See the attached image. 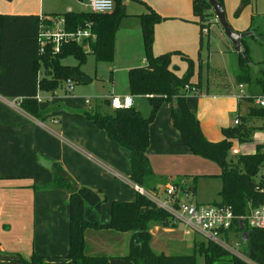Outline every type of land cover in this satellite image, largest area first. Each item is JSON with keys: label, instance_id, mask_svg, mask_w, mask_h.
Segmentation results:
<instances>
[{"label": "crops", "instance_id": "1", "mask_svg": "<svg viewBox=\"0 0 264 264\" xmlns=\"http://www.w3.org/2000/svg\"><path fill=\"white\" fill-rule=\"evenodd\" d=\"M78 1L83 3L84 0H0V12L62 15L68 10H83L78 7ZM133 1L138 6L129 11L126 8L128 13L120 19L115 32L113 59L95 61L102 77L95 75L90 82L83 84L73 81L69 91L65 88V80L52 92H39L41 98L38 105L43 113L41 118L23 109L20 98L1 96L0 264H25L20 256L28 258L32 252L56 255V264H73L63 256L69 244V192L62 187L42 188L50 181L55 164H59L79 184L101 188L106 193L107 200L99 211L85 205L84 216L90 221L107 222L111 200L135 198L138 190L129 178L130 151L111 139L103 128L83 112L111 94L129 93L127 78L122 87L118 88L114 83L116 72L121 71V75L125 73L127 76L130 67L145 63L138 16L145 7ZM143 1L163 17L154 24L153 52L158 54L178 50L180 53L172 54L171 64L177 67L179 75L187 69V61L182 54L194 61L191 80L198 81L199 85L187 93V105L197 115L204 135L211 140L221 139L224 136L222 128L234 124L232 119L235 115L245 113L253 102L238 99L233 92L235 84L214 92L202 90L200 66L205 56V46L207 56L210 55V32L217 22L216 16L210 19L208 27L201 28L193 12L192 0ZM240 2L223 0L226 19L236 30L244 31L252 26L255 33L260 24L254 23V18L260 14V9L254 5V0H248L236 12ZM205 35L207 39L204 42ZM87 40L81 42L85 50L89 49L86 48L89 46ZM104 73L109 74L113 89L96 94L93 89H96L97 81L102 83L100 78H103ZM244 85L252 92L261 88L254 83ZM133 97H137L139 103L141 99H146L144 95ZM141 106V109L137 108L143 114L147 107ZM170 109V102H162L148 126L146 155L154 174L149 180L152 190L154 186L163 188L166 177L196 174L194 168L204 163L201 160L204 157L193 154L181 143L178 130L172 124ZM258 119L261 118H254L252 123L255 129L263 131L264 119H261V123ZM250 141L252 144H249ZM250 141L240 142L234 138L232 142L239 143V152H253L256 143H264V134L253 129ZM149 231L151 248L165 253L190 251L195 241L200 240L197 233L186 231L184 225L180 228L177 224L163 226L154 223ZM129 237L128 231L88 227L84 231L85 251L88 254L111 255L108 264H132L121 257L128 251Z\"/></svg>", "mask_w": 264, "mask_h": 264}, {"label": "trees", "instance_id": "2", "mask_svg": "<svg viewBox=\"0 0 264 264\" xmlns=\"http://www.w3.org/2000/svg\"><path fill=\"white\" fill-rule=\"evenodd\" d=\"M144 11L138 14L144 46L145 63L132 66L127 70L129 92L133 95H144L148 99V115L131 105L123 108H111L110 99L102 98L83 112L97 126L103 128L107 135L119 145L130 151L129 178L145 187L150 185L154 176L150 161L146 155L149 145V123L154 119L162 102L171 104L170 115L173 126L178 130L180 141L193 154L215 161L220 166L217 174L221 180L218 190L219 200L215 203L228 205L238 216L246 214L251 208L264 204V166L263 144L256 143L253 152L231 154L233 139L250 141L253 136L254 118L264 119V106L250 105L241 114L240 122L222 128L223 137L219 140L207 138L197 115L189 108L186 95L199 82L191 80L195 63L186 55L187 69L181 75L177 67L171 64V57L178 50L155 54L152 50L154 24L163 17L143 0ZM223 6V0H217ZM248 0H241L238 12ZM194 14L212 7L208 0H192ZM126 4L115 0L111 11L97 12L91 10H68L62 15L64 26L68 30L85 27L89 24L94 34L89 37V49L85 50L81 42L68 40L55 51L51 42H46L41 49L38 33L43 20L33 13L0 12V94L20 98L23 109L36 117H43L36 95L41 91H54L66 79L77 83L90 82L93 76L86 73L81 65L88 53L95 61H111L114 55V39L120 19L125 16ZM200 23V22H199ZM202 28V24L200 23ZM255 35L252 26L246 30ZM242 51H236V82L257 84L264 90L263 70L253 74L252 61L248 55V46L244 37L240 38ZM246 54L248 59H245ZM67 56H73L77 62H62ZM256 92V91H255ZM248 102L249 98H245ZM103 105L106 107L104 108ZM110 107V108H109ZM167 180V181H166ZM172 180L175 184L173 204H177L179 195L185 191L192 194L196 191L197 175L181 174L166 177L165 182ZM165 183V185H166ZM154 186L156 195L164 191ZM151 186V187H150ZM66 188L68 195V251L63 255L73 264H108L111 255L105 253L88 254L85 251L84 231L86 228H110L116 231L130 232L128 251L121 257L132 264H196V254H202L204 264H251L240 256L230 252L221 245L205 238L195 241L190 251L165 253L151 248L149 228L158 223L163 226L176 225L170 213L157 205L146 194L137 192L133 200L113 199L109 206L107 222L90 221L84 216V207L89 205L100 210L107 200L101 188L79 184L59 164L52 166L50 181L42 186L46 189ZM178 195V196H177ZM160 196V195H158ZM228 238L239 241L241 251L255 264H264V227L250 226L246 218H236L226 232ZM56 255H45L32 252L28 258L20 256L25 264H56Z\"/></svg>", "mask_w": 264, "mask_h": 264}, {"label": "built area", "instance_id": "3", "mask_svg": "<svg viewBox=\"0 0 264 264\" xmlns=\"http://www.w3.org/2000/svg\"><path fill=\"white\" fill-rule=\"evenodd\" d=\"M115 0H84L85 9L97 12L111 11L114 7ZM43 23L38 33L41 49L46 42H51L55 51H58L60 45L68 40L82 42L83 40L93 37L94 34L90 30L89 24L85 27H77L76 29L68 30L65 28V18L63 15L40 16ZM72 80L66 79L65 88L69 91L72 88ZM234 95L238 99L249 98L256 106H264V90L252 92L245 88L244 83L238 82L234 86ZM0 94V98H1ZM40 100L41 96L36 95ZM111 108H123L133 105V94H111L109 97ZM87 101V99H86ZM234 124L240 122L238 115H235ZM264 150V143H263ZM264 177V166L262 170ZM134 188L139 192L146 194L157 205L167 210L175 223H182L186 231L199 233L203 238L211 240L230 252L240 256L243 259H248L253 263L240 249L235 245H239L236 240L232 245L233 239L226 236V232L230 229L232 221L236 218H246L248 224L254 227H264V204L251 208L246 214L238 216L233 212L230 206L212 203H198L190 198L187 191L179 195L177 204H173V193L175 192V184L169 180L165 185V197L160 198L155 193L146 191L141 185L133 182ZM178 196V195H177ZM231 242V243H230Z\"/></svg>", "mask_w": 264, "mask_h": 264}, {"label": "rangeland", "instance_id": "4", "mask_svg": "<svg viewBox=\"0 0 264 264\" xmlns=\"http://www.w3.org/2000/svg\"><path fill=\"white\" fill-rule=\"evenodd\" d=\"M123 1L126 2V0ZM255 4L260 9L258 12L260 14L256 15L254 18V23H256L257 25L260 24L258 30L256 31L258 33H255V35L253 36L246 35L244 37V41L248 46V55L252 61L253 73L256 74L260 70H263V75H264V0H254V5ZM77 5L80 9L86 8L81 1H78ZM127 5L126 8L128 9V11L133 9V7L138 6L136 5V2H134L133 0H127ZM195 16L197 20L205 28L208 27L210 23V19L214 17L215 14L209 13V9H205L202 11V13L196 14ZM212 30L215 32L214 34ZM212 30L210 32V37L212 39L209 50L210 55L207 56L208 50L207 47L205 46L204 49L205 56L203 57V61L200 66V75H201L200 78H201L202 90L203 91L206 90L210 92L217 91L222 87L228 88L231 85L233 87V85L237 83L236 77L234 75L236 69V53H235L236 50L233 47L232 41L224 32V29L221 26V24L218 22V20L217 22H215V25L212 26ZM212 36L214 37V40ZM204 38H205L204 40L205 42L207 36L205 35ZM87 41L89 43L90 40ZM88 47L89 46H87L86 48ZM62 62L68 64H75L77 60L73 56H67L64 59H62ZM81 68L89 75L91 76L94 75L93 77H95V75H97L98 77H102L100 69L99 68L97 69V67L95 66V59L91 53L87 54L86 60L81 65ZM120 73L121 71H117L115 75L116 77L114 79V83L118 88L124 85V79L127 78L125 73L124 75H121ZM100 80L102 81V83L100 81L96 82V89L95 90L93 89L94 93L99 94V93H103L104 90L110 91L113 89V82L111 81L109 74H105L103 78H100ZM125 94H130V92L122 93L119 95H125ZM133 104L136 107L138 106V108L140 109L142 107L141 105L147 107V109L143 111V114L148 115L150 110V105L147 98L141 99L139 103L137 97H134ZM103 107L105 108L106 106L103 105ZM258 122L261 123L262 120L258 119ZM254 130H256V132H261L264 134V128L262 129L263 131H259V129H254ZM249 144H252L251 141ZM239 150H240L239 143L233 142L231 146V154L238 153ZM201 160L204 163L199 164L193 170V172L196 173L197 175L196 191L193 194L191 192L188 193L190 195V198L194 201H199L200 203H205V204H212L215 203V201L219 200L218 190L221 187V180L218 177V175L213 172L219 171L220 166L215 161L210 160L208 158H202ZM176 176L178 175H174L172 177H176ZM143 188L149 192L153 191L147 185H145V187ZM158 195H160L159 196L160 198H164L166 196L164 191L158 193ZM177 225H179L180 228L183 227V224L180 222H178ZM196 236L199 239H203L202 235L198 233ZM231 239H233V242L230 243L232 245H235L234 243L236 242V240L230 237V241ZM235 246L241 250L240 245H235ZM244 260H248V259H244ZM196 264H204V258L202 254L199 253L196 254ZM251 264H255V263H251Z\"/></svg>", "mask_w": 264, "mask_h": 264}, {"label": "water", "instance_id": "5", "mask_svg": "<svg viewBox=\"0 0 264 264\" xmlns=\"http://www.w3.org/2000/svg\"><path fill=\"white\" fill-rule=\"evenodd\" d=\"M209 4L212 7V11L214 12L218 22L224 29L226 35L232 41L233 47L236 51H242V46L240 42V38L245 37L248 34V31H239L230 25L227 21L223 6L217 0H208ZM245 59H248L246 54H243Z\"/></svg>", "mask_w": 264, "mask_h": 264}]
</instances>
